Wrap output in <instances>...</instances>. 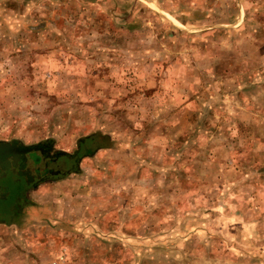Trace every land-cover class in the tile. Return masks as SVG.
<instances>
[{
  "label": "rangeland",
  "instance_id": "obj_1",
  "mask_svg": "<svg viewBox=\"0 0 264 264\" xmlns=\"http://www.w3.org/2000/svg\"><path fill=\"white\" fill-rule=\"evenodd\" d=\"M68 4L0 0V142L96 152L9 199L0 264H264V0Z\"/></svg>",
  "mask_w": 264,
  "mask_h": 264
},
{
  "label": "water",
  "instance_id": "obj_2",
  "mask_svg": "<svg viewBox=\"0 0 264 264\" xmlns=\"http://www.w3.org/2000/svg\"><path fill=\"white\" fill-rule=\"evenodd\" d=\"M52 147L50 141L32 146L17 141L0 142V198L1 195L7 198L14 194L16 187L10 191L8 189L11 183L30 188L44 181L77 172L81 160L89 155L84 145H81L74 155L65 152L52 155ZM5 188L8 192L4 194ZM3 221L4 218L0 214V222Z\"/></svg>",
  "mask_w": 264,
  "mask_h": 264
},
{
  "label": "crops",
  "instance_id": "obj_3",
  "mask_svg": "<svg viewBox=\"0 0 264 264\" xmlns=\"http://www.w3.org/2000/svg\"><path fill=\"white\" fill-rule=\"evenodd\" d=\"M47 3H50V4H60V5H63V6H68L69 4L68 3H72L73 5H75V7H77V8H79L78 6L79 5H81V4H83V3H90L91 2V0H88V2L86 1V0H45ZM17 12V11H16ZM48 19L49 18H47L46 19V27L48 28H50L51 27V24H50V22L48 21ZM64 21H62L61 20V25H62V27L64 26ZM56 28H59L57 25H56ZM56 28H54V29H56ZM68 28V27H67ZM18 29V24L15 22V24L12 22L11 23V27H10V30H8V32H6V29H5V32L3 33V31H2V33L3 34H5V35H8L7 36V38L9 37V38H11V41H12V36H13V32L14 31H16ZM54 29H51V30H54ZM2 30H3V27H2ZM59 31L60 30V34H64V31L61 29V28H59V29H56V31ZM35 31V30H34ZM76 32V31H75ZM17 33H18V30H17ZM76 33H80V31L79 32H76ZM58 34V33H57ZM1 37V36H0ZM93 137V139L92 140H89V141H93L95 144H96V146H95V149H97L98 147L97 146H100L99 148H98V150L99 149H105V148H107V149H110V147H112V148H114V146L115 145H113V146H110V147H108V145H106L105 147H104V145L106 144V141L107 140H105V138H104V136H102V135H99V137L97 136H92ZM113 141V140H112ZM97 150V151H98ZM94 154H96V152L94 153ZM94 154H89L88 156H86L85 158H87V157H90V156H92V155H94ZM85 158H83L82 160H84ZM82 160H81V162H82ZM78 173H80V171L78 172ZM56 180H59V179H55V180H50V181H46V182H43V183H41L40 185H38L36 188H33V190L32 191H37V190H39L40 188H42V187H44L47 183H50V182H54V181H56ZM27 195V194H26ZM18 204H20V202L18 203ZM22 204V203H21ZM19 207H20V205H19ZM31 207H33V206H31ZM59 263V262H58Z\"/></svg>",
  "mask_w": 264,
  "mask_h": 264
},
{
  "label": "flooded vegetation",
  "instance_id": "obj_4",
  "mask_svg": "<svg viewBox=\"0 0 264 264\" xmlns=\"http://www.w3.org/2000/svg\"><path fill=\"white\" fill-rule=\"evenodd\" d=\"M13 142V141H12ZM17 142H19V141H17ZM21 143V142H20ZM23 144V143H22ZM24 145V144H23ZM26 146H28V145H26ZM53 148V147H52ZM57 153V152H56ZM56 153H53L52 152V150H51V154L53 155H55ZM20 164H22V162L20 163ZM47 181H50V180H47ZM44 182H46V181H44ZM43 183V182H42ZM41 184V183H40ZM40 184H38V185H40ZM38 185H36V186H32V187H30V188H24L23 186H21V184H19V183H11L10 185H9V191L10 190H12V188H14V187H16V191L14 192V194L13 195H11V196H9V197H7V198H5L4 197V195H1V198H0V214L3 216V213H4V211H3V209L2 208H4L5 206H6V203L9 201V199L11 198V197H14L17 193H19V192H21V191H24V190H29V189H33V188H36ZM5 192H8V190L5 188L4 189V194H5ZM2 210V211H1ZM3 218H4V221H7L6 220V218L3 216ZM3 221V222H4Z\"/></svg>",
  "mask_w": 264,
  "mask_h": 264
},
{
  "label": "trees",
  "instance_id": "obj_5",
  "mask_svg": "<svg viewBox=\"0 0 264 264\" xmlns=\"http://www.w3.org/2000/svg\"><path fill=\"white\" fill-rule=\"evenodd\" d=\"M94 136H96V135H94ZM98 137H99V135H97ZM96 136V137H97ZM93 139V137L91 136V137H89V138H85L84 140H92ZM92 143H94L93 141H91ZM95 144V143H94ZM96 145V144H95ZM80 146H81V143H80ZM98 148L100 147V146H97ZM78 152V151H77Z\"/></svg>",
  "mask_w": 264,
  "mask_h": 264
}]
</instances>
